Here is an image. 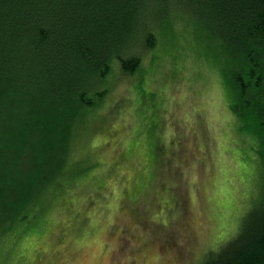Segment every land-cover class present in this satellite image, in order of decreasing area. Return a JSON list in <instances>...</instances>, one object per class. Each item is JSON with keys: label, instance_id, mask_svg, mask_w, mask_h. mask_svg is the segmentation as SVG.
<instances>
[{"label": "rangeland", "instance_id": "1", "mask_svg": "<svg viewBox=\"0 0 264 264\" xmlns=\"http://www.w3.org/2000/svg\"><path fill=\"white\" fill-rule=\"evenodd\" d=\"M154 35L132 75L113 61L106 91L88 93L70 151L78 187L1 236L0 264H199L238 232L264 162L229 108L234 64L180 11Z\"/></svg>", "mask_w": 264, "mask_h": 264}, {"label": "trees", "instance_id": "2", "mask_svg": "<svg viewBox=\"0 0 264 264\" xmlns=\"http://www.w3.org/2000/svg\"><path fill=\"white\" fill-rule=\"evenodd\" d=\"M171 11L202 23L232 60L229 108L264 162V0H0V237L78 187L70 151L96 104L88 93L106 91L113 61L132 75ZM216 243L199 264H264L263 189Z\"/></svg>", "mask_w": 264, "mask_h": 264}]
</instances>
